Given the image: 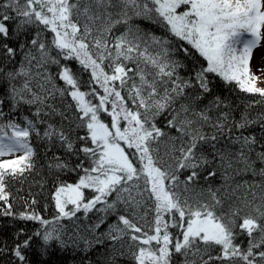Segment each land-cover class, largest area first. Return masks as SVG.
I'll list each match as a JSON object with an SVG mask.
<instances>
[{
    "label": "trees",
    "instance_id": "obj_1",
    "mask_svg": "<svg viewBox=\"0 0 264 264\" xmlns=\"http://www.w3.org/2000/svg\"><path fill=\"white\" fill-rule=\"evenodd\" d=\"M165 16L159 0H0V147L26 146L0 161V264H139L144 249L264 264V89L211 70ZM73 89L118 125L131 169L59 208L101 161ZM207 213L227 245L189 234Z\"/></svg>",
    "mask_w": 264,
    "mask_h": 264
},
{
    "label": "rangeland",
    "instance_id": "obj_2",
    "mask_svg": "<svg viewBox=\"0 0 264 264\" xmlns=\"http://www.w3.org/2000/svg\"><path fill=\"white\" fill-rule=\"evenodd\" d=\"M159 10L175 29L183 30L194 46L206 58L208 67L225 79H231L245 90L264 89V0H159ZM250 18V20H249ZM249 26L253 33L241 31ZM5 26L0 23V31ZM239 33V35H238ZM243 33V36L240 35ZM59 35V43L64 39ZM65 80L73 81L63 70ZM86 117L90 134L95 144L101 148L100 164L95 173H89L76 183L59 188L55 200L59 208L68 203L74 206L85 202L82 189L86 186L107 188L120 177L121 170H130L126 152L121 146L122 134L114 122L108 126L99 119L95 107L84 96L72 90ZM26 146L19 140H6L0 147V161L12 158ZM189 234H197L204 239L221 243L228 242L226 230L220 222L207 213L191 219ZM139 264H155L157 256L142 250Z\"/></svg>",
    "mask_w": 264,
    "mask_h": 264
}]
</instances>
